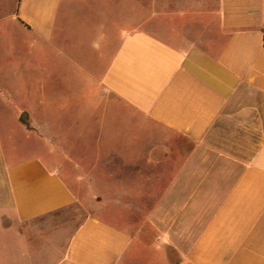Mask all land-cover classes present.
Instances as JSON below:
<instances>
[{"label":"crops","instance_id":"0c3cea01","mask_svg":"<svg viewBox=\"0 0 264 264\" xmlns=\"http://www.w3.org/2000/svg\"><path fill=\"white\" fill-rule=\"evenodd\" d=\"M3 1L0 131L28 81L43 113L56 80L75 87L64 120L78 107L64 128L25 111L31 155L0 143V264H264V130L213 128L244 120L246 90L264 106V0ZM45 56L63 70L40 75ZM74 187L96 213L71 226Z\"/></svg>","mask_w":264,"mask_h":264},{"label":"rangeland","instance_id":"374dc122","mask_svg":"<svg viewBox=\"0 0 264 264\" xmlns=\"http://www.w3.org/2000/svg\"><path fill=\"white\" fill-rule=\"evenodd\" d=\"M14 1L13 0H4L2 2V11L5 12H11L13 9ZM74 28H75V45L77 46V51L75 53L76 57L78 59H81L84 57L83 54H81L79 47L81 45V39L78 31V25L79 20L74 21ZM64 35H61L56 39V44H63L64 42ZM20 43V40H18ZM40 68H39V74L40 75H49L53 72H50L49 64L52 62V66H57V70H63L62 64H59L55 62V60L48 56H45V58L41 59ZM55 63V64H54ZM50 85L51 89L55 92L54 96L52 97V106L50 107V110H46L45 113H43V109L36 105L35 100L33 99V90H32V84L28 81L26 85H24L22 91L19 93L18 97L14 100V106L19 108V113L22 111L31 112L33 108L38 110L40 113H42L40 116L44 118L51 117L55 119V125L57 128H64L66 123L70 120H73L75 117V109L78 107V103L75 101H71L68 103L67 107L71 111V114H68L66 117L68 120L65 119V115H63L64 105H65V97L69 96L71 92L74 91L75 87L74 84H68L63 81H52L50 84L45 83L46 91L48 89V86ZM46 102H48L47 97L45 98ZM244 103L248 109V112L246 116H244V120H240L239 118L235 117L236 115L234 113H221L217 117V120L213 124V128L217 129V134L221 137H227L230 136H244L246 131L243 130L241 127L242 122H246L247 126H253V128L256 125H261V129L264 130V106H262V103L258 101L257 95L252 92L251 90H246L244 95ZM37 106V107H36ZM48 108V107H47ZM50 113L48 114V112ZM21 112V113H22ZM31 116L28 115L26 118V122L17 121L16 123H8L4 129L0 131V143L2 148L6 151L9 157H20V156H27L35 153L36 145L34 144V140H31L33 138L32 133V127H31ZM259 131L257 135L252 134L250 131L247 132V134L250 136L252 134L254 137L253 139L256 141L257 137L259 136ZM251 137L247 139V143H251ZM251 147H249L250 149ZM68 183L73 185V182L68 179L66 176ZM75 191L79 194V200L75 201L72 205L64 208L61 210V219L71 226H74L78 221H80L83 217H85L88 214L96 213L95 207H94V201H91L90 195L87 194L84 187H74ZM100 212V211H97ZM103 215L105 217H112L115 214L119 213V209H114L113 206H110L108 209H106Z\"/></svg>","mask_w":264,"mask_h":264},{"label":"water","instance_id":"95a60500","mask_svg":"<svg viewBox=\"0 0 264 264\" xmlns=\"http://www.w3.org/2000/svg\"><path fill=\"white\" fill-rule=\"evenodd\" d=\"M26 118H27V113H26L25 111H23V112L21 113V115L19 116V120H20L21 122H25V123H27V122H26Z\"/></svg>","mask_w":264,"mask_h":264}]
</instances>
